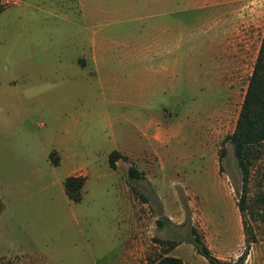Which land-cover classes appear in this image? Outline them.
<instances>
[{"label": "rangeland", "instance_id": "1", "mask_svg": "<svg viewBox=\"0 0 264 264\" xmlns=\"http://www.w3.org/2000/svg\"><path fill=\"white\" fill-rule=\"evenodd\" d=\"M79 8L0 0V140L12 143L0 179V252L8 251L0 264H147L164 253L207 264L191 228L212 255L235 259L244 248L240 175L224 137L262 35L264 0ZM113 150L125 158L111 169ZM129 166L140 176L129 177ZM78 172L85 179L73 203L63 180ZM263 182L260 161L248 197ZM248 217L256 241L242 264H264V221Z\"/></svg>", "mask_w": 264, "mask_h": 264}, {"label": "trees", "instance_id": "2", "mask_svg": "<svg viewBox=\"0 0 264 264\" xmlns=\"http://www.w3.org/2000/svg\"><path fill=\"white\" fill-rule=\"evenodd\" d=\"M224 142H229L232 146L236 168L240 175V194L235 206L241 216L244 242L243 251L232 260L217 258L211 254L203 242L201 235L193 228L190 230V243L195 252L202 256L207 264H242L249 245L256 241L254 226L249 224L246 215L255 221H264V190L255 197H248L247 195L248 180L253 166L260 161L264 165V27L236 117L234 129L224 137ZM223 153L224 147L221 146L218 154L219 159L223 156ZM49 156L51 157V153ZM119 157L125 158L124 155H121L116 150L108 153L107 161L109 168H115V161ZM51 162L55 165L57 159L52 158ZM127 174L129 177L140 176L135 168L131 166L127 168ZM84 179L82 176H67L64 179L63 191L71 202H79ZM156 224L161 225V221L157 220ZM173 245L174 243L172 242L168 247ZM147 264L191 263L183 262L177 256L164 253L149 260Z\"/></svg>", "mask_w": 264, "mask_h": 264}, {"label": "crops", "instance_id": "3", "mask_svg": "<svg viewBox=\"0 0 264 264\" xmlns=\"http://www.w3.org/2000/svg\"><path fill=\"white\" fill-rule=\"evenodd\" d=\"M77 1V3L79 4V7L81 8V5H82V2H83V0H76ZM79 8V11H81L82 9H80ZM80 16H84V13H83V11H82V13H81V15ZM94 45H95V47H97L98 45H97V43H94ZM93 59H92V61L94 62V63H96L97 61V57H92ZM1 103H2V101H1ZM2 110H1V108H0V112H1ZM4 124H5V121H4V119H2L1 118V116H0V135H2L4 132H5V127H4ZM10 144H12L10 141H8V140H3V139H1L0 140V179L1 180H3V179H6L7 177H8V174H9V168L11 167V164H10V158H9V155H10V147H11V145ZM51 153V152H50ZM58 158H57V163L55 164V165H57L58 164ZM77 174H79V172L78 173H73L72 175H68V176H75V175H77ZM67 177V176H66ZM65 177V178H66ZM64 178V179H65ZM64 181V180H63ZM64 192V191H63ZM65 194V193H64ZM66 196V195H65ZM2 196H1V192H0V201L2 202L3 201V199L1 198ZM4 202V201H3ZM0 253H2V254H4V253H8V251H4V252H0ZM207 263V262H206ZM201 264H204L203 262L201 263Z\"/></svg>", "mask_w": 264, "mask_h": 264}]
</instances>
